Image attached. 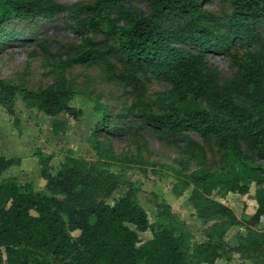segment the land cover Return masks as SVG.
Segmentation results:
<instances>
[{
    "label": "trees",
    "instance_id": "obj_1",
    "mask_svg": "<svg viewBox=\"0 0 264 264\" xmlns=\"http://www.w3.org/2000/svg\"><path fill=\"white\" fill-rule=\"evenodd\" d=\"M142 1L148 11L138 0L72 5L0 0V51L13 41L43 42L39 33L8 31L12 24L64 17L86 37L82 46L71 49L65 67L97 65L110 82L133 88L140 76L167 83L165 103L157 111L130 116L169 145L177 147L180 134L194 133L221 153L205 172L177 175L175 194L191 189L197 218L212 223L205 240L194 242L188 224L162 203L156 208L164 224L152 230V239L142 241L151 225L139 204V189L109 170L115 162L122 164L104 144L125 138L127 123L98 99L95 110L103 118L88 140L97 160L68 156L53 172V155L39 152L42 192L16 177L0 181V264H215L218 259L229 264L235 253L264 264V227L259 228L264 219V0ZM90 35L103 39L96 42ZM212 51L225 53L238 70L233 79L237 97L226 95L215 82L208 58ZM76 95L92 100L73 83L34 89L0 78V104L12 116L20 97L47 116L78 118L82 112L71 106ZM64 125L54 122V127ZM128 127L133 128L132 121ZM20 163L18 157L0 156V177ZM122 185L127 192L110 203ZM253 185L257 207L246 221L211 198L216 190L246 196ZM235 227L244 230L232 246L226 236Z\"/></svg>",
    "mask_w": 264,
    "mask_h": 264
},
{
    "label": "rangeland",
    "instance_id": "obj_2",
    "mask_svg": "<svg viewBox=\"0 0 264 264\" xmlns=\"http://www.w3.org/2000/svg\"><path fill=\"white\" fill-rule=\"evenodd\" d=\"M63 5L94 0H55ZM144 11H148L142 0L136 2ZM213 9V8H211ZM19 31L26 35L39 33L42 44L31 41L11 42L0 51V78L14 83L25 84L30 88L67 86L69 83L83 93L76 95L71 106L82 113L78 118L66 113L57 117L47 116L36 108H28L18 97L15 102V116L10 115L0 104V156L18 157L21 163L11 167L0 177V181L8 177H16L21 182L32 183L36 191L42 192L45 181L41 178L39 152L53 155L51 161L55 172L65 157L84 158L88 161L97 160L96 153L89 145V138L94 128L103 118L102 112L95 110L96 101L101 99L113 117L123 119L126 134L121 140L105 141L109 153L122 164L115 162L109 170L131 182L138 189V201L147 212L151 230L142 233V241L147 242L153 237L152 230L164 224L158 216L157 204L166 203L171 211L185 221L194 233V242H199L207 227L200 223L196 209L189 201L191 189L175 194L178 171L181 174L192 172L203 173L220 160L221 153L216 147H210L194 133H182L178 137V146L162 141L148 130L140 129V119L130 116L157 111L158 105L165 103V93L169 85L154 76L138 77L136 88L126 83L110 82L108 75L97 65H78L65 67L63 62L68 58L71 49L84 44L86 37L74 32L64 17L50 21L41 20L38 24H12L8 31ZM264 42V28L262 29ZM87 38L99 42L101 36L90 35ZM210 68L219 89L228 96L237 97L233 79L239 76L230 58L222 52L208 53ZM133 113V114H132ZM128 116V118H124ZM122 117V118H120ZM55 121H63L64 127H54ZM132 121L133 128L128 127ZM169 165L173 170L164 168ZM252 186L248 195L225 193L222 190L213 192L211 198L231 207L241 220H248L255 212L257 202ZM122 185L110 199V203L127 192ZM179 190V188H178ZM264 227V219L259 228ZM244 227L231 229L226 239L229 243L237 242V232ZM234 256V255H233ZM235 258L229 264H234ZM226 261V260H225Z\"/></svg>",
    "mask_w": 264,
    "mask_h": 264
},
{
    "label": "crops",
    "instance_id": "obj_3",
    "mask_svg": "<svg viewBox=\"0 0 264 264\" xmlns=\"http://www.w3.org/2000/svg\"><path fill=\"white\" fill-rule=\"evenodd\" d=\"M200 223H201V221H199ZM205 240V237H203L199 242H202V241H204ZM231 245L232 246H236V243L235 242H233V243H231ZM233 258H235V260H234V264H257V263H255L254 261H252V260H243V259H241V256H240V254H238V253H235L234 254V256H233ZM215 264H227V261H225V260H223V259H218L216 262H215Z\"/></svg>",
    "mask_w": 264,
    "mask_h": 264
}]
</instances>
